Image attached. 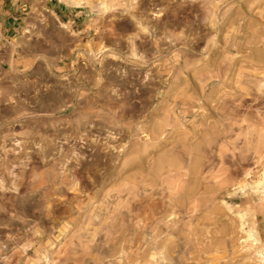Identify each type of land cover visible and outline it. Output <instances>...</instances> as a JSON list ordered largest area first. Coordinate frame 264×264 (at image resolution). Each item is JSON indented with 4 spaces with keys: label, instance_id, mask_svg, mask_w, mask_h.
<instances>
[{
    "label": "rangeland",
    "instance_id": "obj_1",
    "mask_svg": "<svg viewBox=\"0 0 264 264\" xmlns=\"http://www.w3.org/2000/svg\"><path fill=\"white\" fill-rule=\"evenodd\" d=\"M0 264H264V0H0Z\"/></svg>",
    "mask_w": 264,
    "mask_h": 264
},
{
    "label": "bare ground",
    "instance_id": "obj_2",
    "mask_svg": "<svg viewBox=\"0 0 264 264\" xmlns=\"http://www.w3.org/2000/svg\"><path fill=\"white\" fill-rule=\"evenodd\" d=\"M258 132V131H257Z\"/></svg>",
    "mask_w": 264,
    "mask_h": 264
}]
</instances>
